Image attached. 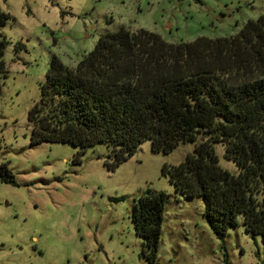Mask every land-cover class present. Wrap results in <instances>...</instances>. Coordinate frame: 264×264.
I'll return each instance as SVG.
<instances>
[{
  "label": "rangeland",
  "instance_id": "374dc122",
  "mask_svg": "<svg viewBox=\"0 0 264 264\" xmlns=\"http://www.w3.org/2000/svg\"><path fill=\"white\" fill-rule=\"evenodd\" d=\"M0 8L11 16L0 28L11 41L8 74H0V164L18 183L0 180V264H264L262 238L246 230L243 216L219 238L203 198L178 191L164 173L186 160L194 142L163 153L146 140L110 170L107 144L75 163L71 143L31 145L29 120L54 56L75 67L101 34L123 25L174 43L231 36L264 14V0H0ZM19 42L25 47L17 51ZM217 150L220 165L238 172L223 146ZM148 189L168 195L153 263L133 220Z\"/></svg>",
  "mask_w": 264,
  "mask_h": 264
},
{
  "label": "trees",
  "instance_id": "16d2710c",
  "mask_svg": "<svg viewBox=\"0 0 264 264\" xmlns=\"http://www.w3.org/2000/svg\"><path fill=\"white\" fill-rule=\"evenodd\" d=\"M10 17L0 8V28ZM10 43L0 32L4 76ZM24 47L19 42L16 50ZM29 120L31 145L71 143L78 148L75 163L89 147L107 144L110 170L146 140L163 153L194 142L186 160L164 173L178 191L203 198L204 216L219 238L243 216L246 230L264 244V14L231 36L177 43L144 28L106 31L75 67L53 57ZM218 146L238 172L220 165ZM0 180L18 184L6 162ZM167 199L166 192L148 189L136 200L135 229L151 263Z\"/></svg>",
  "mask_w": 264,
  "mask_h": 264
}]
</instances>
